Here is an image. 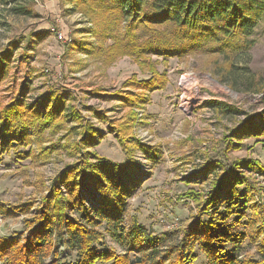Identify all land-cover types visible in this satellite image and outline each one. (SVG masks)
<instances>
[{
  "label": "rangeland",
  "instance_id": "obj_1",
  "mask_svg": "<svg viewBox=\"0 0 264 264\" xmlns=\"http://www.w3.org/2000/svg\"><path fill=\"white\" fill-rule=\"evenodd\" d=\"M24 8L31 14H23ZM90 21L89 15L74 9L72 0H15L0 5V51L10 41L23 39L13 50V60L0 82V110L19 100L47 121L56 100L43 97L50 88L62 95L66 107L59 117L65 120L61 127L47 123L39 135L28 131L32 139L29 158H24L23 148L18 150L20 155L11 151L0 157V236L23 230V220L39 209L41 197L55 177L83 152L117 164L132 158L137 168L125 172L129 179H136V188L124 211L154 234L177 233L190 223L195 204L182 195L189 190L199 194L209 190L214 177L203 172L208 161L244 160L264 167L263 136L253 134L231 142L228 151L225 147L231 130L262 126L264 120V17L249 38L253 45L248 52L204 51L182 58L148 55L165 79V88L155 91L127 84L146 82L152 76L130 57L111 58L106 49L112 41L90 34ZM58 33L65 39L60 41ZM37 34H45L44 39ZM136 34L143 35L141 31ZM80 46L90 52L79 51ZM114 92L131 103L106 98ZM145 95L149 99L146 105H133L136 96ZM87 125L96 130L93 142L75 153L72 144L83 138ZM56 144L60 148L52 150ZM46 149L47 154L42 155ZM237 173L249 177L260 196L251 194L253 202L239 199L244 214L233 233L245 231L255 211L264 212V173L248 170L246 165ZM88 192L96 194L91 187ZM88 192L90 204L93 200ZM28 203L31 214L15 211L14 207ZM3 209L12 214H1ZM106 228H101L105 247L124 253L125 247ZM176 239L172 236L170 240ZM236 253L252 256L254 246L245 240ZM204 263V256L198 253L195 264Z\"/></svg>",
  "mask_w": 264,
  "mask_h": 264
},
{
  "label": "trees",
  "instance_id": "obj_2",
  "mask_svg": "<svg viewBox=\"0 0 264 264\" xmlns=\"http://www.w3.org/2000/svg\"><path fill=\"white\" fill-rule=\"evenodd\" d=\"M14 1L0 0V5ZM72 1L74 9L91 18L93 26L88 28L89 33L97 39L112 41L106 49L110 50L111 58L127 56L140 69L148 70L152 76L150 80L127 83L148 91L165 88L164 76H159L148 55L182 58L204 51L248 52L253 45L249 38L264 17V0ZM22 12L31 14L25 8ZM137 31L143 35H137ZM36 36L43 40L45 34ZM22 41L20 38L10 41L7 48L0 51V82L13 60V50ZM31 42L28 41L29 46ZM83 46L79 51L90 52ZM96 49L102 50V46ZM106 96L124 104L131 103L120 92ZM43 97L56 98L54 108L46 116L47 121L38 113L30 112L31 108L29 110L19 100L0 110V157L11 151L20 155L22 151L18 150L23 148L24 158H29L32 140L29 130L39 135L44 124H54V128L63 125L65 120H59L66 109L62 95L50 88ZM136 97L135 106L143 107L149 101L146 95ZM262 116L264 118V113ZM83 132V138L72 144L75 153L89 147L96 134L89 125ZM253 134L264 137V120L262 126L250 128L248 125L231 130L225 137L226 151L231 142ZM59 148L60 144H56L52 150ZM129 151L127 155L132 152ZM78 158L55 177L35 213L28 212L31 203L14 207L15 211L22 210L31 216L23 220L21 232L0 236V264H195L198 253L204 256V264H264V212L253 209L255 213L247 221L245 231L233 233L244 214L239 210V199L243 198L246 203L260 196V189L249 177L238 174L237 169L246 165L248 170L264 173V167L259 164L244 160L208 161L203 172L214 177L209 190L204 194L189 190L182 195L195 204L190 223L177 233L154 234L124 211V205L136 188V179H129L125 172L137 168L132 158L128 156L122 164L88 152ZM243 186L245 189L239 191ZM90 187L96 194L88 192ZM86 192L93 200L90 204ZM1 214L9 216L12 213L3 209ZM105 226L113 240L125 247L124 253L117 254L105 247L101 230ZM172 236L179 239L172 241ZM245 240L254 246L252 256L236 253Z\"/></svg>",
  "mask_w": 264,
  "mask_h": 264
},
{
  "label": "built area",
  "instance_id": "obj_3",
  "mask_svg": "<svg viewBox=\"0 0 264 264\" xmlns=\"http://www.w3.org/2000/svg\"><path fill=\"white\" fill-rule=\"evenodd\" d=\"M58 39L60 40V41H62V40H64L65 39V36L64 35H62V34H60V33H58Z\"/></svg>",
  "mask_w": 264,
  "mask_h": 264
}]
</instances>
